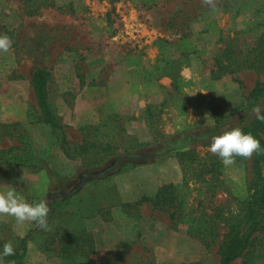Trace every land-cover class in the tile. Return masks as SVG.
I'll return each mask as SVG.
<instances>
[{
    "label": "rangeland",
    "instance_id": "374dc122",
    "mask_svg": "<svg viewBox=\"0 0 264 264\" xmlns=\"http://www.w3.org/2000/svg\"><path fill=\"white\" fill-rule=\"evenodd\" d=\"M47 1L0 0V34L13 40L0 51V191L48 203L100 157L156 154L87 181L48 229L0 215V250L37 228L21 264H221L223 217L252 194L245 163L220 158L219 172L199 176L200 165L178 152L190 145L183 137L215 126L264 85V0ZM219 63L225 72L215 77ZM38 68L50 72L56 127L37 118ZM195 147L201 159L212 154ZM168 183L172 204L140 202ZM251 249L253 264H264L263 250Z\"/></svg>",
    "mask_w": 264,
    "mask_h": 264
},
{
    "label": "trees",
    "instance_id": "16d2710c",
    "mask_svg": "<svg viewBox=\"0 0 264 264\" xmlns=\"http://www.w3.org/2000/svg\"><path fill=\"white\" fill-rule=\"evenodd\" d=\"M42 2L44 3L38 4L37 0H33V5L40 6L47 5L46 3H48L47 0H43ZM257 54L258 57L264 60V49H261ZM224 72L223 63H219L218 68L213 71L215 77H219ZM49 78L50 72L48 69L38 68L33 73L32 85L38 106V121L56 127L58 126V118L49 99ZM250 97L252 98L250 102L236 106L226 118L220 120L215 126L202 128L197 134H190L183 137L184 140L186 139L190 142V145L182 148L178 152L182 161L186 160L187 162L200 165L199 176H206L219 172L222 162L215 153L208 155L206 159H201L195 147L197 144L201 143L202 145L209 146L212 143L213 136L219 135L232 127H240L245 132H251L261 142L262 150L254 152L251 157L236 156L238 160L245 163V169L247 171L246 183L249 189L252 190V194L248 199L242 201L238 213H231L223 217L228 230L220 251L221 264H231L236 258L242 255L246 257L242 264H253V259L248 257L253 252L251 248L255 249L259 247L263 250L264 254V120H258L256 113L253 111V108L257 105L261 106L262 111H264V85L261 82H258L252 89ZM67 142L64 138L63 145ZM90 145L93 144L87 142L79 146L87 153ZM96 149H98V146ZM100 150L104 151L105 149L100 148ZM3 152H1V155L9 158L12 150H7L6 154ZM155 154L147 152H124L112 159H106V157L103 159L100 157L96 159V165L81 167V170L72 178L75 180L69 190H61L57 193L52 192L49 195L48 203L50 204L51 212L48 220L55 215L58 206L67 197L77 193L87 181L105 178L118 172L128 160L142 161ZM47 170L50 174H53L50 169ZM175 189L173 183L164 184L158 188L153 197L144 195L140 199V202L152 201L158 206L166 203L172 204L171 202L177 199ZM169 199L170 201H168ZM36 230L37 228L31 229L19 239L17 247L14 248V254L4 257L5 264L22 263L28 251L29 241Z\"/></svg>",
    "mask_w": 264,
    "mask_h": 264
},
{
    "label": "clouds",
    "instance_id": "9594fccd",
    "mask_svg": "<svg viewBox=\"0 0 264 264\" xmlns=\"http://www.w3.org/2000/svg\"><path fill=\"white\" fill-rule=\"evenodd\" d=\"M12 44L11 37L0 34V51H8ZM253 111L258 120H264V111L261 106H255ZM260 150H262L260 140L240 127H232L213 136L210 144V151L221 158L224 165L232 164L236 156L249 158L254 152ZM50 212V204L44 200L29 202L18 195L15 188L0 191V215L14 217L17 222L34 221L39 227L48 229ZM14 252L12 241L5 242L0 250V264H5L3 258L13 255Z\"/></svg>",
    "mask_w": 264,
    "mask_h": 264
}]
</instances>
